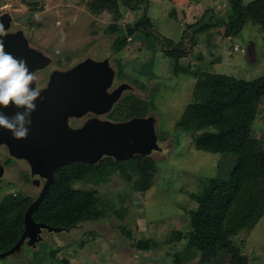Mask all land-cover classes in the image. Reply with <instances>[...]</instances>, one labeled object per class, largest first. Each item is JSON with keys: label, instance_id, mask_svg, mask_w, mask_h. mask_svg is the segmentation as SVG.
Segmentation results:
<instances>
[{"label": "rangeland", "instance_id": "rangeland-1", "mask_svg": "<svg viewBox=\"0 0 264 264\" xmlns=\"http://www.w3.org/2000/svg\"><path fill=\"white\" fill-rule=\"evenodd\" d=\"M32 1L36 4L34 10ZM89 1L0 0V15L9 13L12 17L10 31L22 30L33 47L51 57V65L34 74L37 88L46 84L53 69L65 70L85 58L94 60L110 54L114 80L123 76L118 81L132 86L117 104L126 100L124 107L129 118L155 117L160 148L134 159L126 165L125 173L121 174L115 167H104L106 176L101 181H73V189L96 193L100 202L99 218L81 221L72 231H43V236L51 240L41 241L34 247H22V252L31 253L22 256L19 264H32V249L41 251L55 247L60 249L56 259H66L67 264H169L172 253L185 248L190 219L198 206L204 181L216 175L224 157L196 148L194 137L204 130H198L195 118L180 122L183 112L188 104L211 99L209 75L246 81L264 75V30L259 24L246 22L239 35L228 36L226 28L219 26L198 34L202 38L194 36L195 43L190 42L189 35L183 36L181 44L186 45L187 50L167 55L156 35H162L177 46L185 24L192 22L190 13L186 12L187 8L179 10L180 0H148L147 14L156 35L151 30L147 31L149 35L135 30L131 34L132 41L119 53H112L110 49L116 34H109L107 27L115 23L113 16L108 12L93 14ZM252 1L242 0V3ZM189 2L187 5L194 12L193 22L201 19L203 11L225 17L230 13L229 0ZM120 7L117 24L123 28L119 35L123 38L125 25H132L144 6L141 5L139 11ZM236 45L238 50H235ZM253 107L252 145L264 148V95L254 100ZM224 160L227 169L228 162ZM23 162H10L13 163L11 168L2 178L6 190H0V200L8 192L17 190L28 196L39 193V186L23 179H35L25 177L30 171ZM175 232L182 234L180 240L174 236ZM231 241L248 257L249 264H264V216L252 229H243L232 236ZM14 256L1 259L0 264H15ZM199 258L189 263L214 264L212 260L202 262ZM228 260L229 257L225 262Z\"/></svg>", "mask_w": 264, "mask_h": 264}, {"label": "trees", "instance_id": "trees-1", "mask_svg": "<svg viewBox=\"0 0 264 264\" xmlns=\"http://www.w3.org/2000/svg\"><path fill=\"white\" fill-rule=\"evenodd\" d=\"M147 3L148 0L89 1V10L93 14L108 12L113 16L115 23L107 27L109 34H116L112 42L113 52L119 53L127 42H131V34L135 30L146 32L151 30V33L155 34L147 14ZM30 4L34 10L36 4L33 1ZM229 4L230 13L226 17L208 15L207 11H204L200 20L187 25L177 47H183L181 44L183 36L190 35V42L195 43L194 36L219 26L226 28L225 33L228 36L239 35L246 22L259 24L264 30V0H254L247 4L242 3V0H229ZM120 5L128 11H139V7L144 6L142 13L136 15L134 23L125 25L126 35L123 38L119 36L123 28L117 24L121 16ZM156 37L160 44L162 42L166 44L163 50L167 55L180 53L169 50V47L174 46L171 40L162 35ZM208 80L211 99L200 104H188L180 122L195 118L198 130H204L194 137L196 148L223 155V163L222 161L219 163L220 169L214 177L204 181L201 195L197 200L198 206L190 219L188 242L184 249L172 253L169 264H190L192 259L199 256L200 261L212 260L214 264H249L248 257L235 248L231 238L243 229H252L264 216V148L253 147L254 139L250 134L255 114L254 100L264 95V75L253 81L226 75H209ZM125 101L116 104L114 111L109 114L113 121L129 118L124 107ZM141 158L143 156H134L127 160L103 157L96 165L74 162L60 166L54 172L48 192L33 211L32 218L35 222L61 230H71L84 220H97L100 202L98 203L96 193L73 189L71 183L84 179L101 181L102 177L106 176L104 167L108 169L115 167L121 174L125 173L127 164ZM224 158L228 162L227 169L224 168L226 163ZM9 163L10 161L6 164ZM25 177H28V174ZM25 181L28 183L29 178H25ZM2 183L3 181L0 182L1 191ZM35 198L18 190L8 192L1 198L0 253L10 249L20 238L23 232L24 213ZM174 236L178 240L182 238L180 232H175ZM59 250L57 247L33 250L31 263L67 264L66 259H56ZM228 257V262H225Z\"/></svg>", "mask_w": 264, "mask_h": 264}, {"label": "water", "instance_id": "water-1", "mask_svg": "<svg viewBox=\"0 0 264 264\" xmlns=\"http://www.w3.org/2000/svg\"><path fill=\"white\" fill-rule=\"evenodd\" d=\"M11 24L9 13L0 15V25L5 32L0 39L5 51L24 59L33 74L50 66L51 57L33 47L22 30L10 31ZM169 49L187 50L186 45L182 48L171 46ZM114 78L115 71L107 60L85 58L68 69H53L46 86L39 88L40 95L36 110L31 115L27 138L17 140L8 130L0 129V146L6 148L10 157L25 161L31 176L37 175L44 180L36 199L24 213L20 238L10 249L0 253V259L20 251L25 240L28 246L34 247L41 239L39 234L42 229L62 231L35 222L32 218L33 211L46 196L53 174L60 166L74 162L95 165L103 157L127 160L134 156H147L159 149L155 117L135 116L123 121L97 118L98 115L110 113L123 90L128 87L121 84L109 92ZM33 86L36 87L35 81ZM0 111L12 116L17 109L10 107ZM87 113L95 117L89 118L80 127L69 125L70 118L78 119ZM3 174L4 167L0 164V178Z\"/></svg>", "mask_w": 264, "mask_h": 264}, {"label": "clouds", "instance_id": "clouds-1", "mask_svg": "<svg viewBox=\"0 0 264 264\" xmlns=\"http://www.w3.org/2000/svg\"><path fill=\"white\" fill-rule=\"evenodd\" d=\"M3 35L5 32L0 25V37ZM35 79L27 62L6 52L0 39V109H17L12 116L0 111V129L8 130L17 140L27 138L31 115L37 107L40 89L33 86Z\"/></svg>", "mask_w": 264, "mask_h": 264}, {"label": "flooded vegetation", "instance_id": "flooded-vegetation-1", "mask_svg": "<svg viewBox=\"0 0 264 264\" xmlns=\"http://www.w3.org/2000/svg\"><path fill=\"white\" fill-rule=\"evenodd\" d=\"M110 51L112 52V53H114L113 52V49H110ZM110 52V53H111ZM96 59H94V60H96V61H103V60H107L108 61V63H109V66L114 70V66H112V64H111V62H112V57L110 56V54L109 55H101V57L100 56H98V57H95ZM45 71V70H44ZM47 79H48V77H47ZM118 79H122V77H119ZM118 79H116V80H114L113 79V83H112V85H111V88L109 89V92H112V91H114V89L115 88H117L119 85H121V84H127V83H124L123 81H118ZM128 85V87H126L124 90H123V92H122V94L126 91V90H131L132 89V86H130L129 84H127ZM46 86V84L43 86V87H45ZM43 87H39V88H43ZM112 111H114V107L112 108V110H111V112ZM110 112V113H111ZM108 115H109V113L108 114H105V115H98L97 116V118H100V119H106V120H112V118H109L108 117ZM93 117H95V115L94 114H92V113H87V114H85L84 116H82V117H80V118H70L69 119V125L71 126V127H80L86 120H88L89 118H93ZM113 121V120H112ZM5 154V156L3 157V155ZM2 157V158H1ZM8 158H10L11 159V161L10 162H14V160H16V159H14V158H12V157H10L9 155H8V153H7V150H6V148L4 147V146H0V164L1 165H3V167H4V174L6 173V170L7 169H10L11 168V166H12V164L11 163H9V165H7L6 163H8L9 162V160H8ZM1 160H3V162H1ZM18 161V160H17ZM22 162H23V160H22ZM24 163V162H23ZM26 167L27 168H29L28 167V165H26ZM3 174V175H4ZM28 177H32L31 175H29ZM33 177H35V179H29V182L30 183H32V184H35L37 187L39 186V188H40V190H41V187H42V185H43V183H44V180L43 179H41V178H39V176H37V175H35V176H33ZM2 178H3V176H2ZM2 178H0L1 180H3L4 181V179H2ZM23 179H25V178H23ZM40 190H39V192H40ZM39 194V193H38ZM37 194V195H38ZM37 195L35 196V197H37ZM73 229H75V227L74 228H72L71 230H65V231H72ZM46 229H42L41 231H40V241L39 242H41V241H45V240H47V241H50L51 239L49 238H46V237H44L43 236V231H45ZM47 231V230H46ZM63 231V230H62ZM39 242H37L36 243V245L39 243ZM26 246H28V244H27V240H25L24 241V244L21 246V248H20V251H18V252H15V254H10V255H8V256H11V255H15L14 257L16 258L14 261V263L15 264H19V261H22V256H24V255H26V254H28V253H31V252H27L26 253V251L25 252H22V247H26ZM28 247H30V246H28ZM32 247V246H31ZM32 249V248H31ZM29 250V249H28ZM30 251V250H29ZM32 252H33V249H32ZM33 255V254H32ZM7 256V257H8ZM7 257H5V258H7ZM13 257V258H14ZM33 257V256H32ZM5 258H2V259H5ZM33 260V259H32Z\"/></svg>", "mask_w": 264, "mask_h": 264}, {"label": "crops", "instance_id": "crops-1", "mask_svg": "<svg viewBox=\"0 0 264 264\" xmlns=\"http://www.w3.org/2000/svg\"><path fill=\"white\" fill-rule=\"evenodd\" d=\"M174 1H175V0H174ZM180 2H182V3H179V10H180L181 8H187L188 11H186L185 9H184V10H185L187 13L189 12V13H190V16H191V21H192V22H188L187 24H185V26L194 23L195 21L193 22V17H192V15L194 14L193 9H190V8H192V7H190L189 5H187V2L190 3L189 0H188V1H187V0H180ZM177 4H178V3H177ZM180 6H182V7H180ZM193 8H194V7H193ZM182 11H183V9H182ZM203 12H204V11H203ZM203 12H202V14H203ZM183 13H184V11H183ZM192 13H193V14H192ZM202 14H201V15H202ZM185 18H186V17H185ZM187 21H189V20H187ZM183 30H184V29H183ZM182 34H183V33H182ZM200 35H202V34H200ZM189 36H190V35H189ZM196 36H197L198 38H202V37H200L198 34H197ZM196 36H195V37H196ZM181 37H182V36H181ZM181 37H180V39H181ZM180 39H179V40H180ZM131 41H132V40H131Z\"/></svg>", "mask_w": 264, "mask_h": 264}, {"label": "built area", "instance_id": "built-area-1", "mask_svg": "<svg viewBox=\"0 0 264 264\" xmlns=\"http://www.w3.org/2000/svg\"><path fill=\"white\" fill-rule=\"evenodd\" d=\"M128 40H130V37H128ZM235 50H238V47H237V45L235 46Z\"/></svg>", "mask_w": 264, "mask_h": 264}]
</instances>
